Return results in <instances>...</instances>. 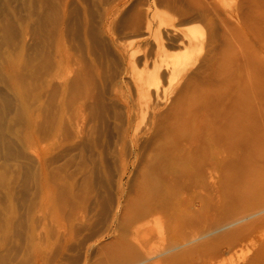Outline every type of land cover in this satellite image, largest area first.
<instances>
[{
	"label": "bare ground",
	"instance_id": "6f19581e",
	"mask_svg": "<svg viewBox=\"0 0 264 264\" xmlns=\"http://www.w3.org/2000/svg\"><path fill=\"white\" fill-rule=\"evenodd\" d=\"M73 1L0 0V40H6L5 49L0 48V156L15 161L17 172L31 174L33 185L40 191L38 197L42 205L46 200V208L60 209V212L62 209L66 218L77 219L87 200L82 193L86 190L78 191L67 185L64 179L70 172L64 176L65 162L53 165L73 149L69 151L66 145L61 148L58 145L60 149L57 151L55 146L57 152L52 155L46 144L52 138L63 144L77 138L78 141L75 139L70 145H83L81 157L78 156L81 158L78 162L80 180L91 184L96 164L89 167L84 149L95 152L96 139H99L95 134L102 128V125L99 129L92 125V120L103 124L112 122L118 157L124 160L128 154L133 155V171L138 170L140 176L134 193L119 184L117 210L107 228V232L118 234L115 257L122 264H158L166 260L172 264H264V73L259 70L258 62L253 61L251 65L255 68L250 66V74L245 73L247 78L242 81L239 78H244V72L235 78L238 73L235 71L243 67L241 60L236 58L238 41H232V36L239 31L236 30L240 19L238 0L222 12L218 11L224 26L223 48L218 52L219 69L216 70L215 62L210 61V66L215 67L205 75L188 74L169 103L165 102L167 93L160 83L185 71L194 56L183 61L170 59L165 43L159 39L153 42L151 38L158 16L163 15L159 7L167 5L171 11L180 12L179 4L175 0H77L74 5ZM4 6L7 9L12 6L13 19L7 22L2 14ZM214 10L216 12V8ZM208 19L214 21L212 16ZM78 30L85 40L86 51L94 56L88 68L84 67V61L83 65L73 59L75 57H71L73 55L63 45L65 33L81 36ZM104 32L110 33L118 53L128 61L126 70L119 73L121 80L112 89L107 88L108 79L100 71L101 66L94 62L100 58L99 54L110 52ZM168 33L170 38L177 35L174 30ZM123 34L126 37L129 34L135 42L129 46L117 44ZM184 43L191 47L202 45L194 34L187 33L179 38L178 44ZM100 49L103 54L99 53ZM236 62H240L241 69H234ZM74 64H77L74 67L76 77L71 78V83L74 82L72 89L76 95L70 89L72 84L68 88L66 81L67 68ZM130 67L139 72L127 79ZM213 75L218 77L215 81ZM86 116L92 123L88 122L92 125L91 131L88 130L90 134L80 122V118ZM68 126L77 128L74 137ZM14 183L1 184L0 191H6L9 196L14 194ZM35 200L31 201V207L41 208ZM192 201L199 206L194 207ZM151 217H156L158 227L161 225L158 232H168L175 237L159 258L145 250L147 243L140 238L153 233L148 225ZM54 222L53 226L59 224ZM49 226L51 230V224ZM36 229L33 227L29 231L31 244L27 246L32 250L37 246L29 264H41L45 259L38 247L44 242L41 235L45 233L37 236ZM69 231L72 235L76 233L72 229ZM50 235L46 234V239ZM6 243L0 240V248ZM68 246L57 249L69 248L70 252ZM240 253H246L243 259L239 258ZM226 255L230 257L225 259ZM57 257L60 258L55 262L51 260L54 257L49 260L54 264L66 261L61 262V256ZM71 258L66 257L69 263Z\"/></svg>",
	"mask_w": 264,
	"mask_h": 264
},
{
	"label": "rangeland",
	"instance_id": "374dc122",
	"mask_svg": "<svg viewBox=\"0 0 264 264\" xmlns=\"http://www.w3.org/2000/svg\"><path fill=\"white\" fill-rule=\"evenodd\" d=\"M73 2H75L74 5H76V3H78L77 0H74ZM175 2L177 4H179L180 8H182V10H180V12H178V10L175 12L171 11L167 5L166 6L163 5V6L159 7V10L163 13V15L169 14V16L168 17L163 16V15H161L162 17L158 16V21L156 22L155 26L153 27V33H152L151 40L153 42L158 41V39L163 41L165 43V45L168 47V52L170 53L169 54L170 59H174V60L177 59V60L183 61L187 58L190 60L192 54L194 57H192L190 62L187 64L185 71H183L182 73L175 74L171 79H169V81L163 80L160 83L159 86L164 88L166 93H167V98H166L167 100L165 102L168 101V103L174 97V95L176 94L178 89L184 84L185 80L188 77V74H190L191 72H198L201 75L202 74L205 75V73H207L208 71L213 70L215 66H216L215 67L216 70L219 69L218 58L220 56V53H218V52H220V50L222 51V48H223V43H222L223 40L221 41V37L223 39L222 31L224 30L223 29L224 26H223V24H221V20H219V18H221V14L218 13V11L222 12V10H225V8H228L234 2V0H175ZM4 7H5V9H4ZM4 7H3L2 14L5 16V21L7 22L10 18L13 19V12H12V9H10V8H12V6L8 9L6 6H4ZM238 7H239V12H240V19H239V24L237 23L236 30L237 31L239 30V31L237 32L238 35L234 31V33H236V35L232 36V38L238 37V39L235 40L233 38L232 41L233 42L238 41L239 45L238 44L237 45L239 47L238 46L237 47L239 48V52L236 51L237 50V49H235L236 47L234 48V51H236L238 53V54L236 53V58L239 61L241 60V63L238 62V64L239 63L242 64V66L244 68L242 66H240V67H242L243 70H246V71H241L242 69L239 67L237 62H236V64L238 65V68H235V67H237V65L234 63V65H236V66H234V69H237V70L239 68L241 69V70L235 71V73L238 72L235 75L236 76L235 78H237L238 76H241L242 74H240V73L244 72L243 73L244 78L239 77L242 81V79L247 78L248 74H250V72L252 70V68L250 66L254 65L253 61L258 62L259 70H263V73H264V0H238ZM215 8H216V12H213V10ZM209 10H211V12H208ZM207 13H209V14H207ZM216 13H218L219 15ZM210 16H212V18H214V21H211L208 19V17H210ZM51 26H52V24H51ZM49 28H51V27L49 26ZM171 30H174V32L177 34L176 36L174 35L175 39L172 36L170 38V35L168 32H170ZM80 32L78 30L79 34H80ZM186 33L187 34H194L196 36V38L199 39L200 42H202V45L191 47L190 44H188V45L185 43L181 44V45L178 44L179 38L181 39V37L184 36ZM76 34L77 33H73V34L72 33L71 34L65 33L63 45L73 55L71 57H75L73 59H76V61H78L80 63L82 61H84L85 63L82 62V64L84 63L86 65L85 66L83 64L84 67L88 68V65L93 63L92 59H94L93 58L94 56L90 55L88 53V51H86L87 49H86V45H84L85 40L82 36V33L80 34L81 36H78ZM109 34L110 33H107V32L103 33V38L107 39V40L105 39L107 49L110 48V49H108V50H110V52L108 53L109 55L107 54V52H106L107 55L103 54L104 52H102L101 51L102 49H100L99 53L102 52L104 57H103V55L99 54L100 58H98V60H96V61L94 60V62L97 65L101 66L100 71L102 70L101 72L102 73L104 72L103 76L105 78L107 77V79H108V81H107V79H105L107 81L106 83L109 85V86L108 85H106V86H107V88L111 87L110 89H112V87L115 88L116 83H118L121 80V78L119 80V73L124 72L126 70L128 61L123 60L121 55L118 53L116 46L113 45L112 39L110 37L111 35H109ZM70 36H71V39H70ZM127 36L128 37H126L125 34H123L122 38L119 39L120 41L119 40L117 41V44H119V45L121 44L122 46H129L130 44L135 42V39L132 36L129 37V34ZM155 37H157V39ZM72 40H74V42ZM0 41L2 42V43H0V48H2L1 50H3L6 47V46L4 47V45H3L6 43V40L1 39ZM67 41H70V42H67ZM235 43H237V42H235ZM235 43H234V45H236ZM79 44H80V46H79ZM74 45H75V47H74ZM72 47H73V49H72ZM78 51H79V53H78ZM81 51L84 53H82ZM86 53H88V54L86 55ZM232 53H234V52H232ZM253 57H256V58H253ZM87 58H88V60H86ZM232 58H235V57H233V55H232ZM236 58H235V61H236ZM254 59H256V60H254ZM210 61L215 62V66H213V68H212V66H210ZM86 62H88V63H86ZM89 62H90V64H89ZM80 63H79V65L83 66ZM102 64H103V66H102ZM141 66L139 67L138 70H140V69L142 70L143 66L142 67ZM74 67H77V64H74V65H72V67H70L75 72ZM208 67L210 68V70H208ZM252 67L255 68V66H252ZM70 68H67V71H66V81L68 82V88H69L70 84L74 83V82L71 83V81H73V80H71V78L76 77V75H75L76 72L74 73L73 70H71ZM249 69H251V70H249ZM130 70L131 71L134 70V71L131 72ZM138 70L132 69L130 67L128 75L126 76L127 79L132 78L133 74H134V76L138 75V73H137V72H139ZM246 72H249L247 74V76L245 74ZM216 77L213 75L214 81H215ZM69 80H70V82H69ZM73 85L74 84H72V86H70L71 87L70 89L73 88ZM72 90H73L72 92L74 94L75 93L74 89H72ZM74 95H76V94H74ZM4 109H5V107H4ZM80 119H81L80 120L81 124L84 125L85 129L87 128L86 132L88 134H90L89 131H91L90 129H92L91 128L92 125H94L96 127L98 126V129L102 125L101 126L102 128H100L101 131L99 130L98 133L95 134V136L97 135V138H99L98 139L99 141L96 139V142H97L96 145L98 147L97 146L94 147L95 152H90V150L93 151V149H86V150L84 149L85 159H87L89 167H92V166H94V164H96L94 167L95 172L93 171L94 174H92V178H93L92 179L93 182L91 181L92 185L89 183L84 184V181L80 180L81 174L79 172L80 167L78 165V162L81 160L80 148L81 147L83 148V145L81 146L80 143H82V142H79V146H81V147H78V145H76L77 146L76 147L75 145L72 146L70 144H71V142H74L75 139L77 140V138L73 139L72 141L70 140V142L67 141L64 144L61 143V140L56 139V138H52L46 144V145H48V151L52 155H55V153L58 151V149H60L61 147L65 146V145L67 146L66 149L68 148L67 150L73 149L71 151V154L73 153L72 155L70 153H68V155H67V153H66V156H64V157H67V159L63 157V159L67 160V161H64L61 158L62 160H55L53 165H57V164L62 165L65 162L66 164L64 163L63 167H64V169H67V170H66V173L64 172V176L67 175L68 172H70L71 175L69 173L67 175L69 177L66 178V176H65L64 181H66L68 183L67 185H69V186L71 185L76 189L78 188L77 189L78 191H82L84 188H85L84 190H86V191H82V193H84L87 200H86L84 208L80 210V216L77 219H69L68 217L66 218L67 214L65 213V211L62 212V209H61V212H62L61 213L60 209H57L58 210V212H57V210L54 208L48 209L49 206H47V208H46V204H45V203H47L46 200H45V203L42 205L40 203L41 202L40 197H38L40 195L39 194L40 191H38L39 189H37V187L33 185L34 183L32 181L31 174L28 172L30 175H27V173H26L27 171H25V173H20V171L17 172V170L15 169L16 166L13 165V163L15 161H12V160L7 161L5 159V157H3L2 155L0 156V158H1L0 159V185L1 184L8 185V184H11L14 182L16 183L17 180L20 179V180H18V183L12 184L15 187V189H14L15 193L13 192L14 194L9 196V194L6 191H4L5 193L0 191V226H1L0 228L2 229L0 232V240L4 239L5 243L7 242L6 243L7 245L6 244L4 245L5 247L2 246V248H0V264H29L30 263L29 260L32 257V253L34 252V250H36V247H37L34 245L33 250H32V248L30 246H27V245L31 244V242H30L31 241L30 240V238H31L30 234L31 233L29 231H31V228H33V227L35 229H36V227H38L36 229L37 236L39 234L41 235V233L42 234L45 233V234L41 235L44 238V240H43L44 242H42V244H38V247H39V251L42 253V255L45 256V259H47L48 257L49 258L47 260L44 259V261H42L41 264H49V261H50L49 259H51L53 257L54 258L56 257V258L55 259L53 258L51 260H54V262H55L56 259L58 260V258H60L57 256H61V262L63 261V259L67 261V262L63 261V264L65 262H66L65 264H68L70 257H72V258L75 257L76 259L71 258V261L69 264H71L72 262H73L72 264H108V263L109 264H112V263L113 264H118V263L122 264L120 262V260L115 257L116 256L115 254L117 253L115 251L118 250L116 245L118 246V244H119L118 243L119 242L118 234L113 233V232H109V231L107 232V230H108L107 228L110 227V225H111L110 223H111V220L113 218V215L116 213V210H117V208H116L118 206L117 205L118 204L117 203L118 202L117 197H119V190L117 191V189H119L118 188L119 184H123L122 188H124L125 190L128 189L127 190L128 192H130V189H131V192H132L133 189L136 188L137 183H139V181H137V180H140V179H138V178H140V176H139L138 170L133 171L134 170V168L132 167V164L134 162L133 161V159H134L133 155L129 156L130 154H128L124 160H122L120 157H118L119 156L117 153L118 147H116L118 145H116L117 143L115 142L116 136H114L115 135L114 129L113 130L111 129L114 127V124L112 122L106 123L107 124L106 125L105 123L104 124L99 123L101 121H98L96 123L93 119L92 120L93 124H92L89 121V118H87V116H86V118L81 117ZM83 122H86V123H83ZM88 122H90L92 125L89 124ZM5 126L7 127L6 123L4 125V128H5ZM69 126H68V128H71ZM71 130L74 132H72ZM75 131H77L76 127L69 129V132H70V134L72 133L71 135H73V137H74ZM99 132H101V133L99 134ZM98 136H100V137H98ZM106 137H108V138H106ZM89 138L91 139L92 137H90V135H89ZM81 139H82V137H81ZM83 140L84 139H82L81 141H83ZM98 142H99V144H98ZM60 143H61V145H60ZM58 145L60 146V148H58ZM68 145L70 147H68ZM55 146H57V147H55ZM54 147L57 148L56 149L57 151L56 150L54 151V149H55ZM82 148H81V150H82ZM2 153H3V148L1 149V154ZM90 153H93L94 156L90 155ZM78 156H80V157H78ZM75 157L77 159H75ZM68 158H71V159H68ZM73 158H74V161L76 160L75 162H77V164L72 161ZM90 159H91V161L93 159L92 163L90 162ZM71 161L73 162V164ZM74 163H75V165H74ZM126 163L128 165L130 163V166H128ZM125 164H126V166H125ZM127 166L130 169L126 168ZM15 170H16V172H15ZM15 173H17V174H15ZM18 173H19V175H18ZM14 176H15V178H14ZM20 176L23 178V181H22V178ZM26 176L27 177L30 176V178L29 177L26 178ZM136 176H137V179H136ZM24 177H25L26 181L24 180ZM29 180H30V182H29ZM77 180H80V181H77ZM79 183L80 184L83 183V184L80 186ZM78 184H79V186H78ZM92 187H94V188H92ZM134 191L132 193H134ZM14 195H15V197H13ZM37 197L39 200L37 199ZM32 198H33V200L36 199L37 201L35 200V202H39L38 205H42V207L41 208L36 207L35 209H33L31 207V201H33ZM192 203H193L194 207L199 206L198 203H194L193 201H192ZM47 205H48V203H47ZM64 209H65V207L63 208V210ZM33 210H34V212H31ZM48 210H52V211H48ZM14 212H15V214H14ZM51 212H53V213H51ZM60 213H61V215H59ZM12 214L14 216H12ZM58 215L61 217H59ZM100 216H102V217H100ZM40 217L42 219V220L40 219L41 224H40V221L37 220ZM51 217L52 218L54 217V220H52ZM10 218H13L14 220L10 219ZM99 218H102V219L99 220ZM155 218L154 217H151L150 219L148 218L149 219L148 225H149V227L153 233L151 235H149L150 233L147 234L146 236L143 235L144 237L140 236V238L142 237L141 239L146 241V243H147L146 244L147 249H145V250L152 253L153 256H156L157 258H159L160 255H162L166 251L167 246L172 241L175 240V237L172 236L171 233H168V232H165V233H161V231L158 232L159 227L161 225H159V227H158V220L157 221L154 220ZM50 221H52V222L49 223ZM103 221H104V223H103ZM53 222H54V224L56 222H59V224H55L56 226H53V224H52ZM35 224L36 225L38 224L40 226V228L38 225L36 226ZM50 224L54 229H52V227H51V230H49ZM75 226H76V228H75ZM71 229L73 231H76V233L79 236L76 235L75 232H74L75 236L72 235V231L71 232L69 231ZM76 229H78V230H76ZM93 229H95V230L93 231ZM52 230H54V231H52ZM105 230H106V232H105ZM50 231H52V232H50ZM77 231H79V233L80 232L81 233L79 234ZM48 233H51V235L53 233V235H52L53 237H51V235H50V238L46 239V234H48ZM62 233H65V234H62ZM70 233L72 236L70 235ZM59 234L62 236L61 239L63 242H61V240L59 239L60 238ZM114 235H115V237H114ZM29 236H30V238H28ZM54 236H55V238H54ZM4 237H7L8 239L4 238ZM87 237H88V239H87ZM176 238L178 240L181 239L178 237H176ZM196 239H197V237H196ZM64 241H65V243H64ZM135 241H137V240H133L134 243H135ZM28 242H30V243H28ZM116 242H117V244H116ZM69 244H71L72 248ZM63 246L70 247L71 253L67 251V249H69V248H66L65 251H60L59 249L62 250ZM57 247L59 249H57ZM111 249H114V250H111ZM57 250H59L58 254H55V253H57L56 252ZM8 251H10V252H8ZM50 251H52V253L54 252L53 253L54 256L52 253H50ZM110 251H112V252H110ZM48 254H50V255H48ZM243 254L245 255L246 253H243ZM29 255H31V256H29ZM244 255H242V253H240L239 258L243 259ZM33 256H34V254H33ZM65 256L68 257L69 260H67ZM108 256H109V258H108ZM118 256L119 255L117 254V257ZM229 257H230L229 255H226L224 258L228 259ZM114 258H115V260H114ZM74 259L76 262L74 261ZM155 259L156 258H154V260ZM152 261H153V259H152ZM212 262H214V261H212ZM50 263H52V262L50 261ZM214 263L216 264V262H214ZM52 264H54V263H52ZM158 264H172V263L168 262L166 260V261H158ZM181 264H184V263H181ZM205 264H211V263L206 262Z\"/></svg>",
	"mask_w": 264,
	"mask_h": 264
}]
</instances>
